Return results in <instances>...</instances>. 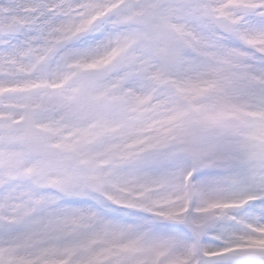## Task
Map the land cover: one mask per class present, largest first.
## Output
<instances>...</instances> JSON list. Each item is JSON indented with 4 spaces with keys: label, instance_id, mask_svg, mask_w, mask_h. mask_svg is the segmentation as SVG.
Segmentation results:
<instances>
[{
    "label": "snow or ice",
    "instance_id": "6c2138e0",
    "mask_svg": "<svg viewBox=\"0 0 264 264\" xmlns=\"http://www.w3.org/2000/svg\"><path fill=\"white\" fill-rule=\"evenodd\" d=\"M0 264H264V0H0Z\"/></svg>",
    "mask_w": 264,
    "mask_h": 264
}]
</instances>
